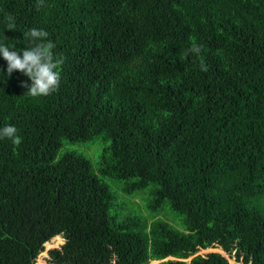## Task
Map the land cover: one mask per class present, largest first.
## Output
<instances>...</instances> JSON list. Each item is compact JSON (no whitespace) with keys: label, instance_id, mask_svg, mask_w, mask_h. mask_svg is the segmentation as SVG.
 I'll return each mask as SVG.
<instances>
[{"label":"trees","instance_id":"1","mask_svg":"<svg viewBox=\"0 0 264 264\" xmlns=\"http://www.w3.org/2000/svg\"><path fill=\"white\" fill-rule=\"evenodd\" d=\"M36 4L0 0V43L43 29L65 59L59 90L32 98L0 56V128L22 137L0 139V264H36L60 237L55 264H230L209 247L264 264V0ZM193 41L207 72L180 59ZM98 137L97 165L62 152ZM149 186V210L167 204L182 229L113 212Z\"/></svg>","mask_w":264,"mask_h":264},{"label":"clouds","instance_id":"2","mask_svg":"<svg viewBox=\"0 0 264 264\" xmlns=\"http://www.w3.org/2000/svg\"><path fill=\"white\" fill-rule=\"evenodd\" d=\"M46 6V0H37L36 7L38 9ZM6 28L13 31L16 30L14 17H8ZM23 36L28 38L30 47L17 50L15 45L10 47L0 43V56L7 62V76L11 77L15 71L27 76L31 83L22 82L21 86L27 89V94L32 98L51 96L59 90L61 67L65 58L55 51L56 44L48 38L49 33L47 31L31 28L24 32ZM202 50L203 46L193 41L191 47L184 50L181 54L180 59L183 60L189 55H194L200 61L201 71L207 72L208 66L205 64ZM0 74H3L2 70H0ZM17 133L18 129L15 125H5L0 128V139L7 138L14 145L19 146L22 142V137ZM192 257L186 260H190Z\"/></svg>","mask_w":264,"mask_h":264},{"label":"rangeland","instance_id":"3","mask_svg":"<svg viewBox=\"0 0 264 264\" xmlns=\"http://www.w3.org/2000/svg\"><path fill=\"white\" fill-rule=\"evenodd\" d=\"M108 145H109V142L103 140L101 137H98L92 142H77V143L66 142L62 152L68 151V150L80 151L82 153L89 155L91 157V159L93 160V163L95 165H97V162L100 160V156H101L104 148L107 147ZM106 181L109 184H111L113 188L117 189L116 186L119 184L115 183L111 179H106ZM150 189H151V186L144 188V189L136 192L134 195H131L129 197H126V198L120 197V199L117 203L118 206L115 210H113V212L118 213L121 217H125L128 215L140 216V217H143L144 219H147L149 222H152L154 220H162V221H166V222L170 223L171 225H173L174 227H176L178 229H182L180 217L167 204H165L163 206V208L158 212H152L149 210V208L147 207V202H148L149 197H150V194H149ZM121 196H125V195L121 194ZM135 196L141 197L142 204H140L139 202H136L133 199V197H135ZM137 200H140V199L137 198ZM60 238L62 239L61 242H59V239L56 238L54 240H51L49 245L46 244L45 251L39 255L36 264H55V262L49 261L48 251L51 248L61 246V244L64 242V239L62 237H60ZM210 252H219L229 259L230 264H235V263H233V261H231L232 259L234 261H236L234 256L228 254L227 252H225L220 247L219 248L218 247H213V248L209 247L207 249H200L197 252V254L207 255ZM233 253H235V252H233ZM236 263H238V262L236 261ZM150 264H155V262H151ZM238 264H241V263H238Z\"/></svg>","mask_w":264,"mask_h":264},{"label":"water","instance_id":"4","mask_svg":"<svg viewBox=\"0 0 264 264\" xmlns=\"http://www.w3.org/2000/svg\"><path fill=\"white\" fill-rule=\"evenodd\" d=\"M153 262H155V264H156V263H158L159 261H153ZM248 264H253V259H252V257H251V259H250V261H249Z\"/></svg>","mask_w":264,"mask_h":264}]
</instances>
